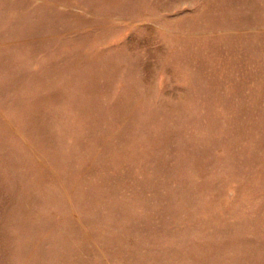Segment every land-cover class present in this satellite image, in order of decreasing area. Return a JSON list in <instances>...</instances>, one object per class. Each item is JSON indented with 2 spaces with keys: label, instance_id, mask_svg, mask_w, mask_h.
<instances>
[{
  "label": "rangeland",
  "instance_id": "1",
  "mask_svg": "<svg viewBox=\"0 0 264 264\" xmlns=\"http://www.w3.org/2000/svg\"><path fill=\"white\" fill-rule=\"evenodd\" d=\"M0 264H264V0H0Z\"/></svg>",
  "mask_w": 264,
  "mask_h": 264
}]
</instances>
